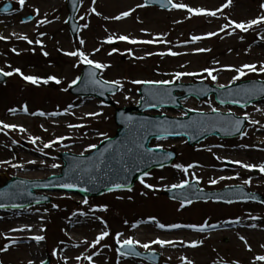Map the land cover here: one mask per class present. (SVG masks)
<instances>
[{
    "label": "rangeland",
    "instance_id": "1",
    "mask_svg": "<svg viewBox=\"0 0 264 264\" xmlns=\"http://www.w3.org/2000/svg\"><path fill=\"white\" fill-rule=\"evenodd\" d=\"M6 1L13 2L15 10L9 15L0 14V26L19 21L18 26L24 31L12 30V34H4L0 28V36L5 37L0 39V70L13 72L10 80L0 83V122L17 126L2 128L0 125V187L15 176L30 180L60 176L64 166L61 153L87 154L94 150L86 151L90 145H98L115 136L119 128L114 118L115 110L139 104L138 92L143 84L132 81L172 80L176 72L198 75H186L175 82L204 81L218 86L250 79L264 80V72L260 71L264 68V23L247 31L235 28V23H246L264 15L261 8L264 0H231L228 7H224L228 0H174L193 9L216 11V16L195 15L184 8L162 11L157 7H137L144 4V0H95V3L82 0L77 15L80 30L75 39L66 22L67 0H57L54 7L40 4L46 0H26L23 6L19 0H0V6ZM93 8L100 15L93 12ZM131 9L136 10L130 16L112 19ZM31 14L33 20L25 22L24 18ZM213 32L218 35L208 37ZM48 34L59 37L44 44L43 38ZM24 36L32 43L21 38ZM120 36L153 43L131 44L120 41ZM193 36L205 38L193 41ZM110 38L113 43H108ZM80 40L84 43L80 44ZM201 48L210 51H196ZM73 51H82L89 59L110 66L101 69V77L108 82L119 80L123 85L113 96L114 105L94 97L76 98L69 93L70 85L80 77L85 65L81 58L65 55ZM168 52L179 55H158ZM244 65H256L257 71L245 68V75L234 79L239 75L235 69ZM15 69H20L26 76L38 77L41 82L23 86L22 82L29 81H25ZM204 69H215L212 75L216 79L208 76ZM53 76L61 83L51 80L43 83L44 79ZM14 104L21 108L23 105L39 108L46 114H32L30 110L27 114L15 115L9 112ZM183 105L185 109L177 113L166 112L186 116L191 110L219 109L245 115L247 127L234 140L211 137L194 147L189 146L186 139H153L151 146L174 150L177 158L169 166L146 173L142 176L144 183L140 178L129 190L85 198L63 191L60 185L64 180H57L51 185L52 190L36 191L48 196L50 202L22 210L0 211V249L8 248L0 251V264H42L48 258L50 264L149 263L120 255L115 246L118 234H122L121 241L131 238L141 244L156 239L175 241L174 245L164 247L151 244L148 249L136 245L143 251H159L162 255L160 264H188L189 261L192 264H264L257 259L264 256L262 203L203 200L182 205L163 194L172 185L196 180L206 190L217 191L237 184L264 195V172L259 170V166L264 165V141H256L258 135L264 138V101L259 104L260 109L254 104L246 110L220 108L213 96L205 100L192 98ZM89 113L100 115L90 116ZM253 116L256 119H252ZM37 137L39 139L32 143ZM24 141L28 143L27 148L21 146ZM49 143L52 146L45 148L44 145ZM7 156L10 163H5L4 157ZM235 161L256 168L250 170L237 163L233 166L224 163ZM52 164L60 167L53 168ZM183 168L188 171L184 172ZM256 169L257 173L254 172ZM215 175L234 178L219 179L213 185L210 181ZM249 179L251 183L245 184L244 181ZM84 200L88 203L85 204ZM205 222L216 227L203 232L187 227L167 230L172 229L168 227L172 224L201 226ZM21 223L31 228L30 234L45 239L37 242L26 238L21 231H13ZM159 223L166 227L159 228ZM253 224L255 228L251 227ZM104 231L110 235L92 248V243ZM137 231H142L139 239ZM194 242L197 246H190Z\"/></svg>",
    "mask_w": 264,
    "mask_h": 264
},
{
    "label": "water",
    "instance_id": "2",
    "mask_svg": "<svg viewBox=\"0 0 264 264\" xmlns=\"http://www.w3.org/2000/svg\"><path fill=\"white\" fill-rule=\"evenodd\" d=\"M147 4H157L163 8L171 7L168 0H147ZM164 5H167L166 7ZM80 6V0H68L70 16L68 23L74 37L77 36L79 23L76 15ZM12 8L8 3L3 7ZM89 72L95 73V79L105 82L100 78V69L87 65L83 70V75L71 91L77 95H95L105 101L112 103L110 94H114L119 87L113 83H105L103 87L92 83V77ZM5 80V76L0 73V82ZM184 91L183 95H176V92ZM103 93V95H101ZM215 94L217 101L222 105L232 104L239 107H246L251 103L260 102L264 99V81L251 80L237 83L227 87H217L205 83L197 84H168L151 85L144 84L140 90L141 103L136 107H126L117 109L116 121L120 128L118 134L111 139L102 142L94 152L89 155L63 154L65 161L63 175L52 177L45 181H29L21 178H13L4 187L0 188V204L2 208H23L33 204L45 202L47 197L37 196L34 189L52 190L51 185L57 180H64V183H73L74 188H65L68 191L79 193L83 196H97L105 191L118 190L116 184L123 185L125 189L132 187L135 182L149 170L171 163L176 154L173 151H164L160 148H149V142L152 138H180L187 137L191 145L209 137L218 134L221 137H232L241 134L245 119L239 118L242 122L240 130H235L233 115L214 112L211 114L203 112H192L186 118L176 119L168 116H154L144 113L150 110H159L161 107L177 109L182 105L180 99L196 97L204 99ZM238 101L233 103L232 101ZM131 117V120H129ZM178 122V123H177ZM167 129L168 131H165ZM172 134L169 135L168 132ZM176 133H182L177 135ZM143 145V147H139ZM105 148L109 151L104 154L105 164L101 165L97 171L93 168L91 173L86 169L97 162L98 157ZM133 151L129 152L128 149ZM96 179L92 180L91 177ZM87 188L88 191L81 189ZM231 192V193H230ZM171 198L180 199L185 202L214 198L215 200H241L253 199L264 201L259 194L245 193L241 188H229L220 192H205L198 190L196 182L188 183L184 188H174L166 192ZM20 205L21 207H13ZM138 257H145L151 262H159V254L145 253ZM44 264H50L49 261Z\"/></svg>",
    "mask_w": 264,
    "mask_h": 264
},
{
    "label": "snow or ice",
    "instance_id": "3",
    "mask_svg": "<svg viewBox=\"0 0 264 264\" xmlns=\"http://www.w3.org/2000/svg\"><path fill=\"white\" fill-rule=\"evenodd\" d=\"M25 2H26V0H19V4L21 6H23L25 4ZM93 3H95V0H93ZM168 3H171V0H168ZM230 3H231V0H228V3H226L224 5V7H228ZM146 6H147V4L145 3V4L138 5L137 7H146ZM164 6L166 7L167 5H164ZM172 7L173 8H177V9L184 8L189 13H193L195 15L216 16V14H217L216 11L205 12L202 9H193L191 7H188L187 5L180 4V3L172 4ZM261 8L264 9V4L261 5ZM135 10L136 9H131L130 11H125V12L121 13L120 15L113 17L112 19H115V20L124 19V18L130 16L132 14V12H135ZM36 11H37V14H38V9ZM92 11L95 12L97 15H100V13L96 12V9L95 8H93ZM4 12H8V8L7 7L4 8ZM81 19H83V17H81ZM261 23H264V15L258 17L257 19L250 20V21H248L246 23H243V22L242 23H235V28L241 29L243 31H247L248 29L252 28L253 26L259 25ZM221 30L223 31L224 29H221ZM216 35H218V33L213 32V33H209L208 34V37L216 36ZM21 38L22 39H25V40H28L27 36H24V37H21ZM203 38H205V37L193 36L192 37V40L193 41H198V40H201ZM262 38H264V37H262ZM0 39H5V37L0 36ZM118 39L120 41H127L128 43H131V44H136V43H153V41H137V40H134V39H130L128 36H120ZM28 43H32V41L31 40H28ZM83 43H84V41L83 40H80V44H83ZM108 43H113V40L110 38L108 40ZM13 51H15V49H13ZM96 51H99V49H97ZM113 51H115V49ZM196 51L197 52H204V51H210V49H203V48H201V49H197ZM109 54L111 55L112 53H109ZM44 55L47 56L48 53L45 52ZM65 55L73 56V57H79V58H81V60H82L83 63H85L87 65H90V66H93L96 69H104V68L110 67L109 65H105V64H102L100 62H96V61H93V60L89 59V57L87 55H85V53L82 52V51L67 52V53H65ZM158 55H161V56H163V55H172V56H175V55H179V53H176V52H168V53H158ZM76 66L79 67V65H76ZM245 68L248 69L251 72H256L257 71V66L256 65H244L240 69H235V71H237L239 73V75H237L236 77H234V79H237L238 80L243 75H245V71H244ZM213 71H215V69H211V70L210 69H204V72H206L208 74V76H210L213 80H215L216 77L214 75H212ZM260 71L261 72H264V68H261ZM15 72L16 73H19L23 77V79L25 81H29L32 84H39L41 82L40 81V78H38V77L24 75L22 72H20V69H15ZM0 73H2V75H4V76H11V75H13V72H3V70H0ZM173 75H174V79H172V80H160V81H140V80H136V81H132V83H134V84H151V85H168V84L175 83L176 80L181 79V77H183V76H186V75H198V74H196V73H188V72H176ZM89 76L92 77V83L98 84L101 87H103L105 83H109V82H101L99 80H96L95 79V73L94 72H89ZM50 80L51 81H55L57 84L61 83V81L59 79H57L56 77H54V76L53 77H49L47 79H44L43 80V83L47 84ZM79 80H80V78L77 77V79L74 80L72 82V84L75 85V84L79 83ZM110 83H113V84L117 85L121 89L123 88V85L120 83L119 80L112 81ZM70 87H71V85H70ZM220 87H224V86L221 85ZM66 90L67 89H65V91ZM101 95H103V93H101ZM232 102L233 103H237L238 101H235L234 100ZM221 103H224V101H221ZM11 111L14 113L16 111V109H11ZM23 111L25 113L28 112V108H27L26 105L24 106ZM213 111L215 112L216 109H213ZM38 114L40 116H44L45 115L44 112H40ZM57 114L58 113H52V115H57ZM88 115H90V116H97V115H100V113H89ZM129 120H131V117H129ZM241 123H242L241 121H236V123H235V130L236 131H239L240 130ZM0 125H2V128H10V127L11 128H15V127H17L16 125H8V124H4L3 122H0ZM69 127H79V126L78 125H69ZM0 130H2V129H0ZM165 131H168V130L165 129ZM168 134L171 135L172 133L169 131ZM176 134L177 135H181L182 133H176ZM162 138H165V137H162ZM36 139H39V138L37 137V138L33 139L32 140V143H35L36 142ZM55 142L56 141H53L52 143H55ZM52 143L45 144L44 147L45 148H49V147L52 146ZM98 147L99 146L98 145H95V144L94 145H90L89 148L86 149V151H91V150L96 149ZM139 147H143V145H139ZM108 151H109V148H105L103 150V152L101 153L100 157L96 158L97 159V162H95L92 166L88 167L86 169V171L89 172V173H91L93 171V168H95L98 171L100 169L101 165H104L105 164L104 154L107 153ZM128 151L129 152H132L133 149L132 148H129ZM80 155H81V158H83L84 153H81ZM217 159H220V158L217 157ZM5 163H10V162H5ZM30 163H35V161H30ZM234 163L239 164L240 167L245 168V169L252 170V169H255L256 168L255 165L244 164L241 161H235ZM17 166L18 165H13V167H17ZM51 167L57 168V167H60V165H58V164H52ZM176 167L180 168L182 166L176 165ZM189 167H191V166H189ZM259 170L261 172H264V165H260L259 166ZM183 171L184 172H187L188 171V168H183ZM233 178L234 177H220L221 180H223V179H233ZM235 178H238V177H235ZM91 179L92 180H95L96 177L95 176H92ZM218 182L219 181L216 180V179H212L210 181V183L213 184V185L214 184H217ZM141 183L142 184L144 183L143 177H141ZM244 183L245 184H250L251 183V180L250 179L249 180H246V181H244ZM187 185H188V181H185V182L180 183V184L172 185V188H184ZM145 186L146 187H149V188L152 187L151 185H145ZM60 187L71 189V188L76 187V185L73 184V183H64V184H61ZM122 187H123V185L116 184V188L119 189V188H122ZM81 190L82 191H85V192L88 191L87 188H84V189H81ZM109 190L111 191L112 189L110 188ZM227 202L228 203H232L231 200H229ZM37 203H39V201H37ZM84 203L87 204L88 201L87 200H84ZM188 203L190 204L191 201H188ZM0 207H5V205L4 204H0ZM13 207H21V206L20 205H13ZM54 207H56V206H54ZM104 210H106V208ZM250 218L253 219V220L259 219L258 217H250ZM151 219L154 221V218H151ZM235 222L238 223V221H235ZM158 227L161 228V229H164L166 226L164 224H162V223H159L158 224ZM168 227H170L172 229H178V228H181V227H188V228H192V229H194L196 231L203 232L208 227H215V225H209V224H207V222H205L201 226H197V225L172 224V225H170ZM251 227H254L255 228L256 225L253 224V225H251ZM23 230L24 229H13V231H23ZM28 230H30V229H28ZM109 235H110V233L107 232V231L102 232L95 239V241L92 243L91 247L92 248H96L97 245H99L101 243V241H104ZM120 235H122V234H118L116 236V242L120 245V248H118L117 251L120 252V255H122V256L123 255H139V253H136L135 250H134L136 245H139L140 247H143L145 249H148L151 246V244H158L161 247H164V246H167V245H174L176 243L175 241H168V240L156 239L154 241H151V243H143V244H141L139 241H136V240L131 239V238L124 239L123 241H121L120 240ZM32 239H34L37 242H39V241L44 240L45 237L44 236H35ZM241 240H243L245 242V244H247V241L245 240L244 237H241ZM107 246L108 245H105V247H107ZM190 246L196 247L197 244L194 242ZM124 248H127V252L121 251V249H124ZM7 250H8L7 247H4V248L0 249V251H7ZM88 259L91 260L92 258L91 257H88ZM257 259L260 260V261H264V256H260ZM30 264H32V262H30ZM188 264H192V262L189 261Z\"/></svg>",
    "mask_w": 264,
    "mask_h": 264
},
{
    "label": "bare ground",
    "instance_id": "4",
    "mask_svg": "<svg viewBox=\"0 0 264 264\" xmlns=\"http://www.w3.org/2000/svg\"><path fill=\"white\" fill-rule=\"evenodd\" d=\"M57 0H54V1H51V0H46L45 2H40V4L42 5V6H47V5H51L52 7H54L55 5H57ZM19 21H17V22H15V23H9V25L8 24H6V23H4V25L3 26H0V28L4 31V34H7L8 32H11L12 30H19V32H21V31H24V30H22L18 25H19ZM14 32V31H13ZM11 34H12V32H11ZM18 36H23V34L22 33H18L17 34ZM56 37H59V36H56V34H48V35H46V36H44V38H43V43L45 44V43H47V42H49V41H51V40H54ZM259 107V109L262 107L261 105L260 106H258ZM252 119H256V117H252ZM256 141H258V142H263L264 141V138H263V136H261V135H258L257 136V138H256ZM215 179L216 180H219L220 179V177H218V176H216L215 175ZM16 229H24L23 231H21L23 234H25V237L26 238H29V240H31L33 237H35V236H37V234H30L28 231V229H31V228H27V226L24 224V223H21V224H19V225H17L16 226ZM19 232V231H18ZM142 231H137L136 232V234H137V238L139 239L140 237H141V233ZM24 236V235H23ZM72 236V235H71ZM25 237H23V238H25ZM73 237V236H72ZM36 254L38 253V251L37 252H35Z\"/></svg>",
    "mask_w": 264,
    "mask_h": 264
}]
</instances>
